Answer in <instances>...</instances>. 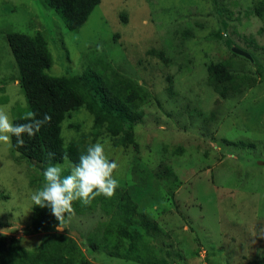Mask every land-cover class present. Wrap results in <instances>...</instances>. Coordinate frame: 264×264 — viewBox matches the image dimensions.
Returning a JSON list of instances; mask_svg holds the SVG:
<instances>
[{
  "label": "rangeland",
  "instance_id": "rangeland-1",
  "mask_svg": "<svg viewBox=\"0 0 264 264\" xmlns=\"http://www.w3.org/2000/svg\"><path fill=\"white\" fill-rule=\"evenodd\" d=\"M10 32L43 39L49 74L123 77L144 96L129 103L123 143V130H94L85 104L66 113L65 145L103 140L118 187L73 201L61 230L53 215L34 229V209L50 211L30 200L43 164L0 142V239L36 250V264L54 252L75 264H264V0H100L77 30L47 0H0V108L14 119L27 100Z\"/></svg>",
  "mask_w": 264,
  "mask_h": 264
},
{
  "label": "trees",
  "instance_id": "trees-1",
  "mask_svg": "<svg viewBox=\"0 0 264 264\" xmlns=\"http://www.w3.org/2000/svg\"><path fill=\"white\" fill-rule=\"evenodd\" d=\"M100 0H47L51 8L56 10L70 30H77L88 18L91 11ZM11 52L15 58L20 74V86L26 96L27 111H32L35 118H41L45 113L50 119L42 125L39 132H35L31 137L24 135V144L16 145L15 138H12L11 145L16 151L35 159L43 164L44 168L49 163H62L65 159L72 163L78 160L79 155L84 151L80 142H73L68 147L64 143L62 131V121L67 112L87 106L95 115L94 130L106 127L113 135L120 130L125 133L118 139L123 143L131 139L132 128L130 113L132 109L129 103L135 99H143L144 93L140 86L133 84L129 79L121 77L107 82L101 78H88L55 76L49 74L47 69L51 65V55L48 47L40 36H29L22 32H10L7 35ZM235 54V53H234ZM225 66V63L212 64L209 67L213 76L212 81L225 80L222 71L218 66ZM223 66V68H225ZM230 80V79H227ZM115 82V83H113ZM222 83V82H221ZM220 83L213 84L220 91ZM225 89L228 86L224 85ZM94 91H97L104 104L110 109H116L118 114L105 113L96 108ZM222 93L224 89L222 86ZM104 105V108H107ZM109 108V107H108ZM25 113V112H24ZM17 117L13 120L16 123L26 122L22 112H17ZM129 131V132H128ZM70 170L63 171L67 175ZM34 229H51L55 219L51 211L39 207L35 209ZM48 239L55 240V235L47 234ZM55 252L49 257H45V264H75V260H58ZM41 260L40 253L35 251H25L19 245L6 244L0 239V264H36Z\"/></svg>",
  "mask_w": 264,
  "mask_h": 264
},
{
  "label": "clouds",
  "instance_id": "clouds-1",
  "mask_svg": "<svg viewBox=\"0 0 264 264\" xmlns=\"http://www.w3.org/2000/svg\"><path fill=\"white\" fill-rule=\"evenodd\" d=\"M24 123H16L8 111L0 108V142L7 143L15 138L16 145L24 144V135L31 137L39 132L50 117L45 113L35 118L32 111L24 113ZM118 163L109 158L106 143L98 139L90 143L71 164L67 175L58 163H49L43 169V184L30 193L33 205L47 207L59 221L58 230L63 228L65 214L72 209V202L80 200L87 204L98 195L111 196L118 187L117 176L114 175Z\"/></svg>",
  "mask_w": 264,
  "mask_h": 264
},
{
  "label": "water",
  "instance_id": "water-1",
  "mask_svg": "<svg viewBox=\"0 0 264 264\" xmlns=\"http://www.w3.org/2000/svg\"><path fill=\"white\" fill-rule=\"evenodd\" d=\"M232 49H233V51L235 52V53H238V54H240V55H243V56H245V57H249V58H251V55H250V53H248L247 51H245V50H243V49H241V48H238V47H232Z\"/></svg>",
  "mask_w": 264,
  "mask_h": 264
}]
</instances>
